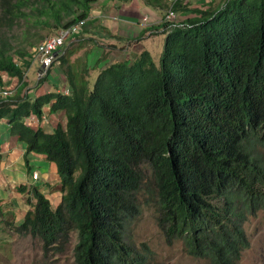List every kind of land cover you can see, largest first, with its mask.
I'll list each match as a JSON object with an SVG mask.
<instances>
[{"label": "trees", "instance_id": "16d2710c", "mask_svg": "<svg viewBox=\"0 0 264 264\" xmlns=\"http://www.w3.org/2000/svg\"><path fill=\"white\" fill-rule=\"evenodd\" d=\"M94 1L0 0V76L23 83L12 59L22 60L26 47L5 34L17 20L58 29L85 20ZM211 2L191 10L181 0L159 4L192 15L182 27L166 30L160 22L157 65L141 50L133 60L104 65L90 87L80 73L60 82L66 94L44 90L32 100L15 94L0 101L9 134L24 154L54 163L61 192L51 208L29 186L30 206L16 232L57 252L74 234L73 264H146L148 249L135 250L124 228L147 185L167 241L181 240L189 256L209 264H240L248 247L245 214L264 212V0ZM67 54L64 48L55 56L65 68ZM45 105L65 117L49 132L25 120Z\"/></svg>", "mask_w": 264, "mask_h": 264}, {"label": "rangeland", "instance_id": "374dc122", "mask_svg": "<svg viewBox=\"0 0 264 264\" xmlns=\"http://www.w3.org/2000/svg\"><path fill=\"white\" fill-rule=\"evenodd\" d=\"M24 10L26 11L27 9L24 8ZM17 23V27L5 31V34L14 46L22 45L23 47H26L27 54L22 60L13 56L15 63L18 64L22 70V85L27 82L35 84V70L37 69V63L36 60H34L32 48L28 49L27 42H32L35 46L40 39L46 35L54 33L56 29H51L47 26L28 28V24L22 19L17 20ZM161 28L162 26L157 25L155 27L156 32L151 34L147 39H142L140 36L136 40L127 41L129 45L127 51H123L124 47H121L122 45L120 47L117 46V51L124 56L122 61L133 60L141 50H147L150 53L153 62L157 65L164 38V33L161 32ZM26 32L29 36L27 41H24L22 40V34ZM84 34L88 33L79 31L77 34L70 36L60 48V51L65 48L68 53L70 52L66 57L70 56L72 53L77 54L74 60L70 62L72 68L75 67L79 72L76 73L75 76L78 77L80 72H82V68L85 67V70H87L85 77L87 78L88 86L90 87L96 75L98 61L101 59L99 54L96 55L99 51L94 53L96 51L95 44L97 41H91L90 44L93 45H89L90 49L93 47L91 52H89L90 49L88 51L84 50L88 53L82 50L85 40L80 39V36ZM118 44L120 43L118 42ZM68 60L69 57L67 58V64ZM23 61H29V66H25ZM52 68L54 70L59 68L64 70L65 66L63 67L59 63V59H57L53 62ZM81 74L84 76V73ZM10 78L11 77L2 74L0 76V86H10L11 84L10 87L14 88L16 85L10 83ZM49 82L50 77L43 76L40 78L38 84H44L47 87ZM22 85H19L18 91H21ZM57 87L58 86H53L50 89L55 91ZM14 95L15 92L8 98H12ZM29 125L32 124L30 123ZM52 164L54 165L53 162ZM146 186L147 185H143L138 194V212L127 220V224L124 228L125 241L138 252H142L143 247L148 249L150 259L147 260L146 264H209L206 259L189 256L181 240H166L163 231L157 224V211L153 204V195L152 193L147 192ZM22 196L23 193L21 191H16L13 194L14 200L4 204L11 207L5 212L11 211L12 214L15 212L13 216L15 219L19 218L26 209L22 203ZM59 198L55 203L59 201ZM24 204H27L26 200H24ZM26 206L29 208L30 204H27ZM5 212L3 207L0 206V216L5 218V220L0 218L2 221L0 224V264H73L70 248L74 241V234L70 235L69 243L63 247L61 252H57L56 249L43 251L41 242L38 238L16 232L13 225L17 224L19 220L14 221V218L12 219L11 216H6ZM241 227L247 237L248 247L241 253L240 264H264V212L261 209H257L254 213H246L245 218L241 223Z\"/></svg>", "mask_w": 264, "mask_h": 264}, {"label": "crops", "instance_id": "0c3cea01", "mask_svg": "<svg viewBox=\"0 0 264 264\" xmlns=\"http://www.w3.org/2000/svg\"><path fill=\"white\" fill-rule=\"evenodd\" d=\"M220 1L222 2L223 0H213L210 2L213 3V6H216L217 4H221ZM210 2L206 0H181V4L185 5L190 10L205 8L209 6L208 3L210 4ZM161 3L167 5L169 2L167 0H164V2L163 0H158L154 3L146 2V0H96L90 5L87 17L80 26L78 32L83 31L88 33L80 36V39L85 40L83 51H88L90 49L89 47L93 46L90 44L91 41H97L95 44L96 51L94 53L99 51L96 55L99 54L101 60L98 61L99 63L97 62L98 67L96 73L104 65L124 59L123 54L117 51V46L120 47L122 45L121 47H124L123 51H127L129 47L127 41L136 40L140 36L142 39H147L151 34L156 32L155 27L157 25L163 26L160 23V19L167 7L162 8L163 6H159ZM190 10L175 12L176 19L181 22L183 18L192 15ZM143 17H145V19H143ZM118 42L120 44H118ZM92 48L93 47H91V49ZM91 49L89 52H91ZM76 56V53H72L69 56L68 68L64 70L60 68L54 70L51 65L46 74V76L50 77V82L47 87L44 84H40L38 88L33 89L34 83L31 84L27 82L21 86V91H18V87L16 86L11 88V94L14 92L19 95L25 94L32 100L39 92L44 90L52 91L50 88L53 86H58L57 89H55V91H58L61 88L59 86L60 82L65 84L71 76L79 73L75 67L72 68V64L70 63ZM81 71L80 73L84 74L87 72L85 68H82ZM10 80V83L16 85V80L13 79V77H11ZM41 113L45 114L48 122H38L29 126L33 128L35 126H40L43 131L49 132L56 124L63 125L65 122L62 110L50 111L48 105H45L42 107ZM30 115L33 114L30 113ZM33 116L37 119L35 115ZM33 170L36 171L38 175L36 180L30 179V172ZM18 185H24V189L21 192L23 193L22 203L26 209L28 206L24 204V200L27 196H30L27 191L29 186H36L37 190L48 199L51 208L55 206V202L61 194L58 176L52 162L47 160L42 154L34 152L24 154V144L16 140L13 135L9 134L8 124L5 119L2 118L0 119V206L3 207L4 212L11 208L4 204L14 200L13 194L19 191L16 188ZM13 213L15 214V212ZM5 214L6 216H11L12 219L14 218V221L20 220L23 215L22 213L19 218L15 219L11 211L5 212ZM0 218L2 217L0 216Z\"/></svg>", "mask_w": 264, "mask_h": 264}, {"label": "built area", "instance_id": "2783aa9c", "mask_svg": "<svg viewBox=\"0 0 264 264\" xmlns=\"http://www.w3.org/2000/svg\"><path fill=\"white\" fill-rule=\"evenodd\" d=\"M169 3L174 0H167ZM145 19V17H143ZM161 21L165 23V29H169L171 27H182L183 23L178 21L175 16V12L170 6L166 8L163 15L161 16ZM84 20H80L78 22L59 27L55 30L54 33L44 36L40 39L37 44L33 47L32 52L34 55V60L37 63V69L35 71L36 80L43 76H46L48 69L51 67L53 62L55 61V56L57 53H60V48L64 45L65 41L69 39L70 36L77 34L80 26ZM15 63V59H12ZM11 86V84H10ZM8 86H0V101L6 99L10 96L12 89ZM59 91L64 94L67 93V90L63 87L59 89ZM26 122L29 124H36L38 122L47 123L48 120L45 117V114H40L37 119L33 115H27L25 118ZM38 178L36 171L30 172V179L36 180Z\"/></svg>", "mask_w": 264, "mask_h": 264}]
</instances>
